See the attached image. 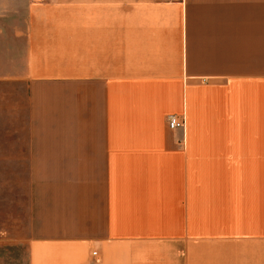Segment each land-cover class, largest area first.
<instances>
[{"label":"crops","instance_id":"0c3cea01","mask_svg":"<svg viewBox=\"0 0 264 264\" xmlns=\"http://www.w3.org/2000/svg\"><path fill=\"white\" fill-rule=\"evenodd\" d=\"M0 177L27 264H264V0H0Z\"/></svg>","mask_w":264,"mask_h":264},{"label":"rangeland","instance_id":"374dc122","mask_svg":"<svg viewBox=\"0 0 264 264\" xmlns=\"http://www.w3.org/2000/svg\"><path fill=\"white\" fill-rule=\"evenodd\" d=\"M11 189L0 177V264H27L26 245L19 242L27 225V178H13ZM6 222V224H4Z\"/></svg>","mask_w":264,"mask_h":264},{"label":"built area","instance_id":"2783aa9c","mask_svg":"<svg viewBox=\"0 0 264 264\" xmlns=\"http://www.w3.org/2000/svg\"><path fill=\"white\" fill-rule=\"evenodd\" d=\"M169 128H175L179 126H183L184 122L179 121V119L175 115H170L167 118Z\"/></svg>","mask_w":264,"mask_h":264}]
</instances>
